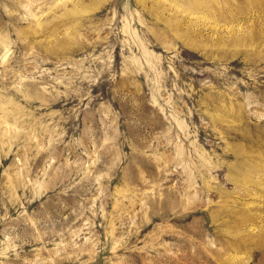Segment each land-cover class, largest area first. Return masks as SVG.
I'll list each match as a JSON object with an SVG mask.
<instances>
[{
  "label": "rangeland",
  "instance_id": "rangeland-1",
  "mask_svg": "<svg viewBox=\"0 0 264 264\" xmlns=\"http://www.w3.org/2000/svg\"><path fill=\"white\" fill-rule=\"evenodd\" d=\"M0 264H264V0H0Z\"/></svg>",
  "mask_w": 264,
  "mask_h": 264
}]
</instances>
